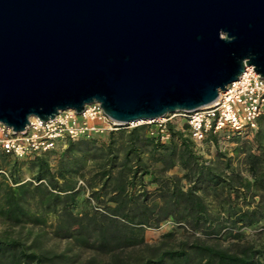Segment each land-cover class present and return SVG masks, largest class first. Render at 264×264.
<instances>
[{
  "label": "water",
  "instance_id": "obj_1",
  "mask_svg": "<svg viewBox=\"0 0 264 264\" xmlns=\"http://www.w3.org/2000/svg\"><path fill=\"white\" fill-rule=\"evenodd\" d=\"M246 67L264 78V0H0V123L121 125L193 112Z\"/></svg>",
  "mask_w": 264,
  "mask_h": 264
},
{
  "label": "trees",
  "instance_id": "obj_2",
  "mask_svg": "<svg viewBox=\"0 0 264 264\" xmlns=\"http://www.w3.org/2000/svg\"><path fill=\"white\" fill-rule=\"evenodd\" d=\"M149 128L122 125L106 140L67 139L59 150L24 159L0 151V264H75L66 251L44 246L49 232L108 253L142 242L137 232L166 219L194 238L144 264H264V246L222 248L195 235L237 238L243 227L264 225V113L251 140L233 135L232 154L217 150L214 160L199 152L187 124L179 129L167 121V141L149 135ZM175 166L181 176L165 174ZM82 189L104 208V219L73 213ZM120 224L128 229L118 237Z\"/></svg>",
  "mask_w": 264,
  "mask_h": 264
},
{
  "label": "built area",
  "instance_id": "obj_3",
  "mask_svg": "<svg viewBox=\"0 0 264 264\" xmlns=\"http://www.w3.org/2000/svg\"><path fill=\"white\" fill-rule=\"evenodd\" d=\"M263 113L264 78L253 67H246L240 77L228 84L224 92L220 91L212 103L199 110L167 115L155 121L133 122L125 127L149 125V135L167 141L169 132L166 123L174 115H180L185 118L190 137L199 145L210 134H247L250 137ZM120 126L105 114L98 103H92L86 105L81 113L67 109L48 121L31 117L27 127L17 133L0 123V151L24 159L59 150L67 139L91 137L117 130Z\"/></svg>",
  "mask_w": 264,
  "mask_h": 264
},
{
  "label": "rangeland",
  "instance_id": "obj_4",
  "mask_svg": "<svg viewBox=\"0 0 264 264\" xmlns=\"http://www.w3.org/2000/svg\"><path fill=\"white\" fill-rule=\"evenodd\" d=\"M179 129H183L185 118L180 115H174L171 119ZM126 129H130L126 127ZM109 132H103L97 136L103 140L107 139ZM216 141H203L197 145L199 152L208 160H214L217 150L221 152H228L232 154V148L236 145L233 135L226 136V134H217ZM252 136L249 137L251 140ZM154 166H160L154 165ZM165 174L178 175L183 174V170L179 166L169 169ZM145 181L148 177H144ZM184 185L187 184L182 180ZM155 184H148L147 189L151 190ZM90 196L86 189H82L78 195L73 208V213L83 218H89L91 215L96 214L97 219H104V208L97 204L94 200H87ZM105 222V221H104ZM107 226V224H105ZM128 228L119 225L117 229L118 237L123 236ZM112 230V228H110ZM137 231V230H135ZM224 232V231H223ZM237 238L229 236H220L218 238H205L200 232L195 235L205 239L209 244H216L222 248H234V244L250 243L256 247L264 246V225L262 223L243 227L239 229ZM138 237H142V242L132 246H118L112 252H102L89 247L83 246L72 239L62 240L53 237L52 233H48L44 238V246L52 248L56 251L64 250L66 255L69 256V261H75V264H144L148 258L155 257L159 252L166 248H179L185 244H189L193 240V232L186 227L178 226L171 219H166L160 223L158 227H144L142 232L138 233Z\"/></svg>",
  "mask_w": 264,
  "mask_h": 264
}]
</instances>
